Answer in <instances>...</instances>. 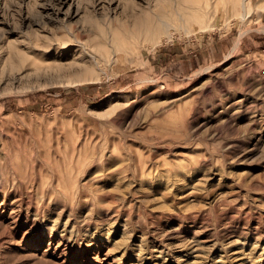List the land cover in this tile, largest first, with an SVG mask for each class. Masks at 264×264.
Here are the masks:
<instances>
[{
  "label": "rangeland",
  "instance_id": "obj_1",
  "mask_svg": "<svg viewBox=\"0 0 264 264\" xmlns=\"http://www.w3.org/2000/svg\"><path fill=\"white\" fill-rule=\"evenodd\" d=\"M63 2L0 0V264H264V0Z\"/></svg>",
  "mask_w": 264,
  "mask_h": 264
},
{
  "label": "bare ground",
  "instance_id": "obj_2",
  "mask_svg": "<svg viewBox=\"0 0 264 264\" xmlns=\"http://www.w3.org/2000/svg\"><path fill=\"white\" fill-rule=\"evenodd\" d=\"M246 1L247 0H238V1L230 0V7L232 10L235 8H238V7L240 8V10H241V13L239 15L240 18H243L245 13H246L245 12L246 11V8H245L246 7ZM65 2H66V0H65ZM65 2H63V3H65ZM70 4H71V2H70ZM215 14H217V13H215V12L212 13V16H215ZM190 20H192L193 22H197V23L201 22V21L210 20V17L208 18L207 9L206 8H201V9L199 8L197 11H195L192 18H190L188 16L186 18L183 16L176 17V15L171 13V12H168V13L162 12V13H156V14L140 13L134 18V20H133V22H131V24H129L125 27L121 26L120 28L122 29L121 32H123L124 37H126V41H128L129 44H132V43L138 44L140 41H142L144 43L145 41H149L154 37H159L158 41H163V40H165V38L167 39L170 37L169 30L171 28H176V27L183 28L184 24L186 25V23L190 22ZM210 22H212V21H210ZM204 27L210 29L211 25L208 24ZM158 41H156V42H158ZM68 45L69 46L70 45L77 46L76 43L67 44L66 42H63L62 44H60V48L62 49ZM17 57H18V59L15 62H12L11 67L19 66V64H16V62L25 60L23 52L18 53ZM79 63H81V62H79ZM83 66H86V64H84Z\"/></svg>",
  "mask_w": 264,
  "mask_h": 264
}]
</instances>
